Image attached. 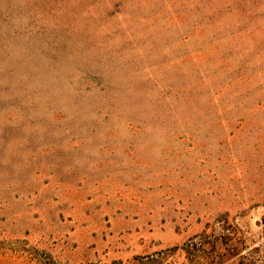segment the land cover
I'll return each instance as SVG.
<instances>
[{
	"label": "rangeland",
	"instance_id": "rangeland-1",
	"mask_svg": "<svg viewBox=\"0 0 264 264\" xmlns=\"http://www.w3.org/2000/svg\"><path fill=\"white\" fill-rule=\"evenodd\" d=\"M263 106L264 0H0V264H264V203L171 240Z\"/></svg>",
	"mask_w": 264,
	"mask_h": 264
},
{
	"label": "crops",
	"instance_id": "crops-1",
	"mask_svg": "<svg viewBox=\"0 0 264 264\" xmlns=\"http://www.w3.org/2000/svg\"><path fill=\"white\" fill-rule=\"evenodd\" d=\"M239 167L234 171L238 176L233 181L212 180L203 189L197 187L194 210L184 213L181 235L171 239L172 242L201 231L221 214L243 212L264 203V106L248 114V164Z\"/></svg>",
	"mask_w": 264,
	"mask_h": 264
}]
</instances>
